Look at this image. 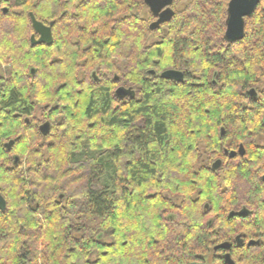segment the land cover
Listing matches in <instances>:
<instances>
[{"label":"trees","instance_id":"16d2710c","mask_svg":"<svg viewBox=\"0 0 264 264\" xmlns=\"http://www.w3.org/2000/svg\"><path fill=\"white\" fill-rule=\"evenodd\" d=\"M144 1L0 0V264H210L248 239L251 216L236 212L251 208L264 135V0L236 42L231 0H175L154 30ZM30 13L53 23V44L31 45ZM255 220L264 230L263 202ZM249 250L235 262L250 264Z\"/></svg>","mask_w":264,"mask_h":264},{"label":"water","instance_id":"95a60500","mask_svg":"<svg viewBox=\"0 0 264 264\" xmlns=\"http://www.w3.org/2000/svg\"><path fill=\"white\" fill-rule=\"evenodd\" d=\"M175 0H145V5L149 8L150 12L153 14L157 20L151 24V29H157L161 25L170 22L174 16L175 11L172 9ZM261 0H231L228 8V21H227V30H226V39L229 42L240 41L245 36V19L253 16L256 9L260 5ZM33 28L35 32L40 36L36 40L35 36H32V45L38 44H47L51 45L54 43L52 27L53 23L49 26H46L42 22L38 21L33 13L30 14ZM155 71H150V74L155 75ZM163 79L173 80L178 83H183L185 81V75L183 72L178 70H167L161 74ZM118 79V78H117ZM254 94V91L250 92V95ZM116 96L120 99H125L127 97H135V93L131 88L119 87L116 91ZM40 131L43 135H47L50 132V124L45 123L41 126ZM224 134V130H222ZM238 152H231L230 158L236 157ZM239 155H245V149L241 145L239 150ZM17 161V160H16ZM222 165L221 160H217L212 168L217 171ZM7 209V201L0 194V210L5 211ZM233 214H231L232 216ZM237 215L241 217H247V211H242ZM219 249L229 250L230 244L226 243L220 245ZM226 264H236L230 255L225 257Z\"/></svg>","mask_w":264,"mask_h":264},{"label":"flooded vegetation","instance_id":"af4514ba","mask_svg":"<svg viewBox=\"0 0 264 264\" xmlns=\"http://www.w3.org/2000/svg\"><path fill=\"white\" fill-rule=\"evenodd\" d=\"M156 20H157V18H156ZM31 22H32V20H31ZM43 24H45V23H43ZM45 25L49 26L47 24H45ZM32 26H33V24H32ZM33 30H34V28H33ZM32 36H35L36 40H38L40 38V36L34 30V34H32L30 37L31 45H32ZM45 45H47V44H45ZM253 91H254V94H252V97H254V98L258 97L259 92L256 89H252V92ZM0 97H1V90H0ZM39 119H40V121H42V122H40V124L38 126L39 130H40L41 126L47 122H44L43 118H41V117H39ZM254 132L255 131L253 130L252 131V137L254 136ZM240 147L241 146H239L238 149H232L230 151L225 150V153L227 154L228 158H230L229 155L231 152H238L237 156L234 157V159H237L238 156H241V155H239ZM255 148L264 149V135H259L257 137L255 136L254 140H252V202H251V208L242 207L239 211L236 212L238 214L244 210V211H247L248 216H251V220L249 222V237L247 239V236L245 233L238 234L235 237L234 242H225L224 243V244H226V243L230 244L229 250L221 249V251L218 252L219 248L218 247L215 248L214 252H217V254L212 253L211 254V257H212L211 260L213 259L214 256H220L225 261V257L227 255H230L231 258L234 259L235 258L234 255H236L237 252H239L240 250H242V248H244L246 246V247L250 248V250H249L250 264H264V230H262L260 227L257 226V222L255 220L256 214H257L258 209L260 207V203L263 202V205H264V172L261 173L260 177H259L260 180L263 182V191L261 192L262 195L260 197V200H257V198H256V188H255L256 187L255 176L257 174V170L261 169L260 166H258V161L259 162H260V160L264 161V158L263 159L262 158H260V159L256 158L255 154H258V153H257ZM223 164L224 163L222 161L221 167H223ZM263 170H264V167H263ZM242 218H246V217H242ZM221 245H223V244H221ZM237 257H239V255H237ZM235 259H234V262H235ZM235 263L238 264L237 262H235Z\"/></svg>","mask_w":264,"mask_h":264},{"label":"rangeland","instance_id":"374dc122","mask_svg":"<svg viewBox=\"0 0 264 264\" xmlns=\"http://www.w3.org/2000/svg\"><path fill=\"white\" fill-rule=\"evenodd\" d=\"M187 3H188V1H184V2H182L180 5H178V6H176V9L178 8V9H183V8H185V6L187 5ZM172 9L174 10V8H173V6H172ZM150 10H149V8L148 9H146V10H144V18H149L150 16ZM167 31H168V29L167 28H164L163 29V32L164 33H167ZM159 40L158 39H156V38H152L151 40H150V42L152 43V42H158ZM38 116H40V113L38 112ZM44 121V120H43ZM42 122V121H41ZM105 162H104V164L106 165V174H105V177H104V182H106L110 187H112L113 186V174H114V169H113V167L112 166H110L109 165V163L111 162V159L109 158V157H106L105 158V160H104ZM211 256L209 257V263L211 264Z\"/></svg>","mask_w":264,"mask_h":264}]
</instances>
